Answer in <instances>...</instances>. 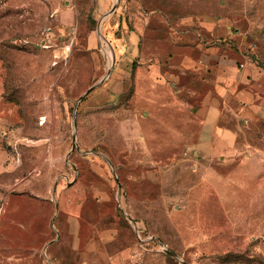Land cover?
Masks as SVG:
<instances>
[{
  "label": "rangeland",
  "instance_id": "rangeland-1",
  "mask_svg": "<svg viewBox=\"0 0 264 264\" xmlns=\"http://www.w3.org/2000/svg\"><path fill=\"white\" fill-rule=\"evenodd\" d=\"M0 264H264V0H0Z\"/></svg>",
  "mask_w": 264,
  "mask_h": 264
},
{
  "label": "crops",
  "instance_id": "crops-1",
  "mask_svg": "<svg viewBox=\"0 0 264 264\" xmlns=\"http://www.w3.org/2000/svg\"><path fill=\"white\" fill-rule=\"evenodd\" d=\"M246 83V81H242L241 84ZM222 90L221 94L222 95H228L231 96L229 93L234 94V102H237L240 106H243L245 109L246 107H249L250 109L253 108V105L255 104L256 98H255V93L251 89V87H245L243 89H239V83L231 85L229 88ZM231 91V92H229ZM229 92V93H228ZM252 106V108L250 107ZM248 109V110H250ZM243 110V109H242ZM247 110V111H248ZM199 114L205 118V123H204V129H203V134L201 137L200 141V147L203 148H208L209 149V158H212L214 160V157H216L217 153L214 152V149L217 150V147L219 146L220 143H222V138L218 133L215 131L217 122H218V117L221 115V111L217 109L214 105L211 106H205L203 109L200 110ZM226 133H224L223 137H228L229 136V141L231 144L235 142L233 140V132L230 130H226ZM229 134L228 136L226 134ZM211 149V150H210Z\"/></svg>",
  "mask_w": 264,
  "mask_h": 264
},
{
  "label": "water",
  "instance_id": "water-1",
  "mask_svg": "<svg viewBox=\"0 0 264 264\" xmlns=\"http://www.w3.org/2000/svg\"><path fill=\"white\" fill-rule=\"evenodd\" d=\"M115 9H116V8H114L112 12H114ZM93 90H94V88H91L90 90H88V91L86 92V94L80 98L79 102H81V101H82L86 96H88ZM73 150H75V145H74V147H73Z\"/></svg>",
  "mask_w": 264,
  "mask_h": 264
},
{
  "label": "built area",
  "instance_id": "built-area-1",
  "mask_svg": "<svg viewBox=\"0 0 264 264\" xmlns=\"http://www.w3.org/2000/svg\"><path fill=\"white\" fill-rule=\"evenodd\" d=\"M71 50H72V46H71V45L67 46V47L64 49V54H65L66 56H68V55L71 53Z\"/></svg>",
  "mask_w": 264,
  "mask_h": 264
},
{
  "label": "bare ground",
  "instance_id": "bare-ground-1",
  "mask_svg": "<svg viewBox=\"0 0 264 264\" xmlns=\"http://www.w3.org/2000/svg\"><path fill=\"white\" fill-rule=\"evenodd\" d=\"M105 19H106V18H105ZM103 21H104V20H103ZM103 21H102V22H103ZM101 26H102V23H101Z\"/></svg>",
  "mask_w": 264,
  "mask_h": 264
}]
</instances>
